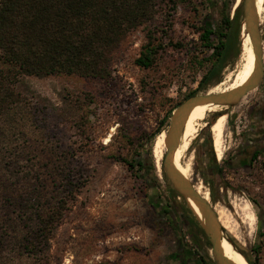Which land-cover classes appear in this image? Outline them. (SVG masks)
Segmentation results:
<instances>
[{
    "label": "rangeland",
    "instance_id": "obj_1",
    "mask_svg": "<svg viewBox=\"0 0 264 264\" xmlns=\"http://www.w3.org/2000/svg\"><path fill=\"white\" fill-rule=\"evenodd\" d=\"M236 1L156 0L153 21L130 32L114 52L108 80L64 75L21 79L17 89L26 102L9 120H0V264H33L22 254V238L34 212L58 199L66 202V210L50 242L49 264H177L170 259L176 239L168 219L154 213L140 170L123 160L132 163L150 151L160 194L169 196L162 160L158 166L152 152L158 136L148 137L181 95L198 87L201 73L196 61L211 54L200 44L198 29L205 19L220 24L226 4L231 18ZM262 14L264 3L260 19L264 62ZM241 34L242 30L220 81L197 95L228 86V78L243 64ZM149 42L162 49L152 67L145 69L135 61ZM262 96L264 78L259 88L224 112L222 160L213 151L209 126L220 111L208 113L200 122L204 126L183 158L184 163L192 158L189 181L206 189L214 208L233 216L243 241L237 243L247 252L256 249L251 256L254 264H264V164L231 170L227 162L240 143L237 134L245 130L249 112ZM209 138L213 160L222 170L212 177L214 199L197 171L194 151L202 144L209 148ZM246 202L256 216L252 234L239 218V207ZM200 247L211 258L205 239L198 242Z\"/></svg>",
    "mask_w": 264,
    "mask_h": 264
},
{
    "label": "trees",
    "instance_id": "obj_2",
    "mask_svg": "<svg viewBox=\"0 0 264 264\" xmlns=\"http://www.w3.org/2000/svg\"><path fill=\"white\" fill-rule=\"evenodd\" d=\"M242 5L243 1L230 18L229 6L226 4L221 12L220 24L204 20L198 29L199 41L203 49L211 51V54L196 61L201 73L198 87L181 95V99L148 139L153 140L165 130L166 122L182 101L220 81L235 41L240 36ZM155 15L156 0H0V120H9L12 112L26 102L17 89L25 77L42 79L64 75L108 80L114 52L130 32L152 22ZM161 49L160 44L147 43L135 64L145 69L152 67ZM215 119L210 120L209 126ZM190 123L189 120L185 128ZM208 144L212 155L210 138ZM123 161L131 168L140 170L139 179L148 190L147 197L154 213L168 219L174 231L176 252L170 259L177 264H215L208 253L201 247L198 249L200 239H205L209 247L211 245L184 200L172 190L164 174L169 196L160 194L159 185L152 174L150 151L138 155L132 163ZM215 170L213 178L222 174L221 168L217 170L220 175ZM213 178L204 180V183L208 185ZM213 193L211 189L212 199ZM178 198L184 204L179 203ZM65 204L63 199H58L34 212L32 224L26 228L22 238L21 249L22 254L33 264L50 263V242L63 221ZM186 237L190 243L186 242ZM228 239L248 264H254L251 256L257 253L256 249L251 248L247 252L231 236Z\"/></svg>",
    "mask_w": 264,
    "mask_h": 264
},
{
    "label": "water",
    "instance_id": "obj_3",
    "mask_svg": "<svg viewBox=\"0 0 264 264\" xmlns=\"http://www.w3.org/2000/svg\"><path fill=\"white\" fill-rule=\"evenodd\" d=\"M242 14L244 35L249 37L253 54L255 56V70L249 80L240 88L222 94L196 95L182 101L172 112L168 129L165 131V153L162 159V172L170 184L172 190L178 194L191 211L200 227L203 229L211 245V259L215 264H234L228 260L221 250L220 242L225 239L237 253L242 255L231 243L223 231L215 208L209 200L200 195L195 186L183 177L174 167V154L177 149L180 136L185 128L189 112L196 105L213 104L225 108L216 113L215 120L225 116L226 110L237 106L250 92L259 88L264 78L263 43L260 33V19L256 9L255 0H242ZM194 204L200 212L202 219L198 218L191 204ZM233 238V236H231ZM234 239V238H233ZM235 240V239H234ZM237 242V240H235ZM243 256V255H242ZM245 259V257L243 256ZM246 260V259H245ZM247 262V260H246ZM248 263V262H247Z\"/></svg>",
    "mask_w": 264,
    "mask_h": 264
},
{
    "label": "bare ground",
    "instance_id": "obj_4",
    "mask_svg": "<svg viewBox=\"0 0 264 264\" xmlns=\"http://www.w3.org/2000/svg\"><path fill=\"white\" fill-rule=\"evenodd\" d=\"M241 1L242 0H237L236 5H239ZM255 1H256L257 13L259 15V19H261V10H262V5L264 3V0H255ZM241 30L243 34V35L241 34L243 36V43H242V49H243V54H244L243 64L240 67V69L230 79L227 77L229 80V84L226 88L218 89V90H215L216 89L215 88L214 89L215 91L213 90L209 94H222V93H226V92H230L232 90L238 89L242 87L253 74L254 68L256 65L255 56L252 51L249 37L244 35V27ZM223 110H225V108L217 106V105L203 104V105L194 106L189 112L186 123L191 119L192 121L186 128H184L180 136L177 149L174 154V167L186 179H188V177L191 174V159L192 158H190V160L187 159L188 161L185 163L183 162V158L185 157L186 152L189 150L191 143L193 142V140H195L197 133L199 132V129L204 126V124H200V122L202 123L204 122L208 113L223 111ZM226 123H227V116L226 115L221 116L217 120H215V122L211 125V128H210V131L212 134L213 151L215 153L217 160H222V157L225 151L224 135L226 131ZM165 139H166V133L162 132L156 138L155 144L153 146L152 152H153V156L158 166H160L161 160L163 159V156H164ZM195 188L200 195H202L205 199L209 200V195L205 188L203 189V187L200 185L195 186ZM190 204L196 216L202 219V216L200 212L198 211L197 207L192 203ZM239 208L242 212L239 218L241 222L245 224L246 227L248 228L249 234H252L254 231V224H255L256 216L254 215V212L252 211L250 204L248 202L244 203ZM215 212L217 213L219 222L223 226V228H225L231 235H233L234 238L238 242L242 243L243 241L239 237L238 231L236 229L237 224H235L236 222L234 223L233 216H231L227 211H225L221 207H218L217 205L215 206ZM220 246H221V250L223 251V254L225 255V257L228 260H230L232 263L248 264L246 260L243 258V256L237 253L235 250H233L231 245L225 239L221 240Z\"/></svg>",
    "mask_w": 264,
    "mask_h": 264
},
{
    "label": "flooded vegetation",
    "instance_id": "obj_5",
    "mask_svg": "<svg viewBox=\"0 0 264 264\" xmlns=\"http://www.w3.org/2000/svg\"><path fill=\"white\" fill-rule=\"evenodd\" d=\"M247 122L245 130L237 134L240 137V143L227 162L231 170L252 169L264 164V96L251 108ZM194 151L197 171L205 180H211L215 169L216 174L220 175L209 148L202 144L196 146ZM202 160L206 165L205 168H202ZM210 183L208 186L211 191L213 186Z\"/></svg>",
    "mask_w": 264,
    "mask_h": 264
}]
</instances>
